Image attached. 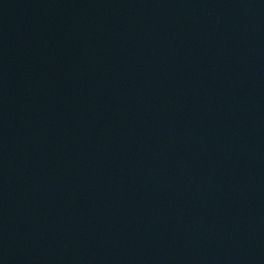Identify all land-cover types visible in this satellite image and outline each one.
<instances>
[{
	"label": "water",
	"instance_id": "water-1",
	"mask_svg": "<svg viewBox=\"0 0 264 264\" xmlns=\"http://www.w3.org/2000/svg\"><path fill=\"white\" fill-rule=\"evenodd\" d=\"M0 264H264V0H0Z\"/></svg>",
	"mask_w": 264,
	"mask_h": 264
}]
</instances>
